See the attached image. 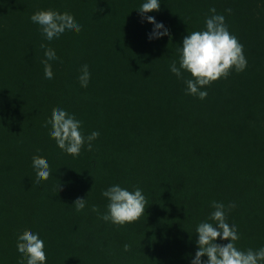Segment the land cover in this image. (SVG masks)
Returning <instances> with one entry per match:
<instances>
[{
	"label": "trees",
	"instance_id": "1",
	"mask_svg": "<svg viewBox=\"0 0 264 264\" xmlns=\"http://www.w3.org/2000/svg\"><path fill=\"white\" fill-rule=\"evenodd\" d=\"M142 2L0 0V264H20L25 232L45 241L47 264H191L196 225L213 201L237 226L238 248L264 246V0H160L145 14L168 29L159 39H149ZM212 8L243 45L247 67L204 86L201 100L169 65ZM40 10L71 15L82 30L47 44L30 20ZM42 46L59 61L49 65L51 82ZM84 64L87 88L78 80ZM58 108L81 120L85 135L99 131L91 151L68 155L49 138ZM34 158L52 169L39 185ZM113 184L143 189L137 221L101 219V193Z\"/></svg>",
	"mask_w": 264,
	"mask_h": 264
},
{
	"label": "clouds",
	"instance_id": "2",
	"mask_svg": "<svg viewBox=\"0 0 264 264\" xmlns=\"http://www.w3.org/2000/svg\"><path fill=\"white\" fill-rule=\"evenodd\" d=\"M160 0H143L138 10L146 21L153 25L149 39H159L169 35L168 29L162 22H157L154 16L145 14L158 11ZM212 15L205 19L201 30L188 33L177 49L178 61L173 60L169 65L171 73L184 79L185 92L203 100L208 92L204 86L226 78L231 70L242 72L247 67L243 45L237 37L230 33L223 14H217L215 8L210 9ZM227 11H231L228 9ZM33 24L37 25L47 44L59 41L66 34H78L82 25L71 15H61L52 10H40L30 16ZM44 51V79L53 80L52 69L49 65L59 63L56 54L50 49ZM185 74L187 78H185ZM91 78L89 66L82 65L78 77L80 86L87 88ZM49 138L54 140L57 147L64 153L78 156L81 149L87 145L91 151L100 133L93 130L85 135L82 131V121L74 114L63 108L53 111L47 122ZM32 168L35 172L36 183L46 181L52 175V169L47 160L34 158ZM101 195L108 201L107 211L101 216L105 222L123 225L137 221L145 214L146 197L143 189L134 186L131 190L120 184H113L102 191ZM77 210L86 206V199H78L74 203ZM228 205V209L234 207ZM213 211L208 217L196 225L197 251L191 259V264H264V246L258 249L242 250L236 246L240 239L238 228L227 221L226 207L223 203L213 201ZM228 243H217V240ZM130 245L125 244V251ZM16 250L22 258L20 264H47L45 241L36 232H25L17 239ZM206 257L207 259H203Z\"/></svg>",
	"mask_w": 264,
	"mask_h": 264
}]
</instances>
